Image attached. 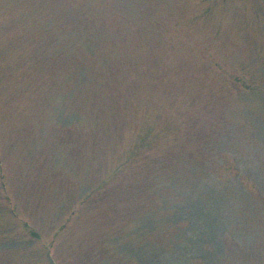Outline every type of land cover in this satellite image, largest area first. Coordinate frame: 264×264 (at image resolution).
Listing matches in <instances>:
<instances>
[{
    "label": "rangeland",
    "instance_id": "1",
    "mask_svg": "<svg viewBox=\"0 0 264 264\" xmlns=\"http://www.w3.org/2000/svg\"><path fill=\"white\" fill-rule=\"evenodd\" d=\"M0 264H264V0H0Z\"/></svg>",
    "mask_w": 264,
    "mask_h": 264
}]
</instances>
